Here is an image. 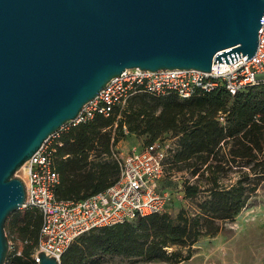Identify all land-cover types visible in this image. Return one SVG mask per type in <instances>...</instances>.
I'll list each match as a JSON object with an SVG mask.
<instances>
[{"label":"water","instance_id":"obj_1","mask_svg":"<svg viewBox=\"0 0 264 264\" xmlns=\"http://www.w3.org/2000/svg\"><path fill=\"white\" fill-rule=\"evenodd\" d=\"M263 21L264 0H0V264L27 200L18 173L113 78L248 60Z\"/></svg>","mask_w":264,"mask_h":264},{"label":"trees","instance_id":"obj_2","mask_svg":"<svg viewBox=\"0 0 264 264\" xmlns=\"http://www.w3.org/2000/svg\"><path fill=\"white\" fill-rule=\"evenodd\" d=\"M125 105L116 107L109 117L98 115L58 131L53 143L55 168L61 178L57 198L79 201L114 185L120 177L115 147L125 137V131L146 135L148 144L169 132L179 136L178 149L171 155L172 166L192 169L193 175L208 172L209 198L199 205L200 213L194 217L182 212L174 219L163 212L90 231L68 248L61 264H94L106 255L169 263L186 261L190 253L184 256L169 252V248L190 249L201 237L218 234L223 224L233 221L247 205L264 180V85L235 96L223 88L189 99L175 94H137ZM225 145L231 146L223 153ZM168 160L169 156L166 164ZM237 160L255 162L250 168L255 176L247 174L231 187L220 186L223 163ZM199 192L198 185L185 189L188 197ZM10 225L24 244L20 255L13 253L11 264H37L33 254L42 226L40 211L26 209L23 215L13 216Z\"/></svg>","mask_w":264,"mask_h":264},{"label":"built area","instance_id":"obj_3","mask_svg":"<svg viewBox=\"0 0 264 264\" xmlns=\"http://www.w3.org/2000/svg\"><path fill=\"white\" fill-rule=\"evenodd\" d=\"M242 55L240 53V59L231 64L213 62L211 72L127 69L121 76L113 78L69 124L76 126L98 115L109 117L116 107L137 94L156 97L175 94L181 99H189L223 88L235 96L254 86L264 85V21L259 31L257 52L248 60L247 55ZM57 136L58 132L25 163L26 180L21 177V170L18 173L27 190V200L22 209L36 208L42 214L38 248L33 254L36 263L42 251L61 262L62 255L82 235L163 213L173 200L174 196L159 186L166 160L171 154L170 147L162 140L121 156L118 159L120 177L105 191L79 201L58 199L56 190L61 178L54 163V142H50Z\"/></svg>","mask_w":264,"mask_h":264},{"label":"rangeland","instance_id":"obj_4","mask_svg":"<svg viewBox=\"0 0 264 264\" xmlns=\"http://www.w3.org/2000/svg\"><path fill=\"white\" fill-rule=\"evenodd\" d=\"M223 120L222 116L220 118L221 123L224 122ZM69 126L70 124L67 123L59 131L66 130ZM125 132V137L115 147L114 157L117 159L149 142L146 135ZM178 138L179 136L170 132L160 138L170 147L171 154L159 186L162 190H167L174 196L164 211L174 219L182 212L190 217L199 214V205L209 198L210 193L206 190L211 186L208 172H205L203 176L199 173L193 175L192 169H179L172 166L171 155L178 149ZM55 139L52 137L50 142L53 143ZM230 146H223L222 152H228ZM254 164L255 162L248 164L246 160H237L235 163L224 162V169L219 174L218 184L222 187H231L239 179H244L247 174L250 178L254 177L255 175L250 173V168ZM21 172H23L20 173L22 177L25 171L21 170ZM189 185H198L200 192L194 197H188L185 194V189ZM25 211V209H20L13 212L5 224L9 242L13 244L8 252V264L12 263L13 253L22 252L24 246L19 234L11 231V219L15 215H23ZM169 252H179L184 256L190 253L191 258L180 263H169L159 260L146 261L137 257L127 258L120 255H106L94 264H264V180L261 181L255 195L252 196L247 205L233 221L224 223L218 234L213 237H201L190 249L188 247L172 246L169 248Z\"/></svg>","mask_w":264,"mask_h":264},{"label":"bare ground","instance_id":"obj_5","mask_svg":"<svg viewBox=\"0 0 264 264\" xmlns=\"http://www.w3.org/2000/svg\"><path fill=\"white\" fill-rule=\"evenodd\" d=\"M21 170L25 171V167ZM21 173H23V172H21ZM22 177L24 178V180H26V174L25 173L22 175Z\"/></svg>","mask_w":264,"mask_h":264}]
</instances>
